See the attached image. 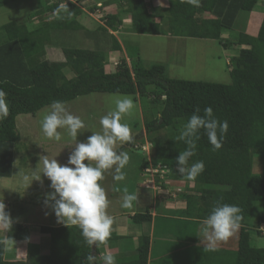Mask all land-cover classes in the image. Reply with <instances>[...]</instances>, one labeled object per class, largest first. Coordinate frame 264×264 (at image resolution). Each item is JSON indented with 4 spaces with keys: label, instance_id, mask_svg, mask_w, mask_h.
<instances>
[{
    "label": "trees",
    "instance_id": "16d2710c",
    "mask_svg": "<svg viewBox=\"0 0 264 264\" xmlns=\"http://www.w3.org/2000/svg\"><path fill=\"white\" fill-rule=\"evenodd\" d=\"M15 1L0 0V9ZM245 1L199 0L197 6L188 0H169V16L166 17L161 9L150 13L145 0H120L121 12L106 15L105 26L95 31L86 29L79 22L84 13L80 6L76 2H68L72 11L70 17L63 14L64 19L55 17L30 27L28 22L32 19L58 8V4L54 6L50 0L26 21L3 25L0 31L6 40L4 44L12 51V64L8 70L12 74L6 75L7 79L3 78L4 69L0 68V88L7 93L9 108L7 118L0 120V178L11 179L14 176L16 145L21 141L16 128L20 115L35 117L50 107L54 100L65 104L93 93L145 99L148 88L154 87L158 92L157 98H164V106H155L160 111L158 118L144 116V128L152 147V164L165 166L169 177L178 167L176 158L187 147L177 136L196 109L203 115V110L211 107L218 120L228 122L227 134L218 150H214L201 130L196 155L190 159L189 165L203 161L204 171L195 181H188L180 173L177 179L201 187L198 196L185 197L191 216L193 208L199 206V220L204 221L217 202L238 205L243 218L233 264H264V248L253 244L248 229L254 206L261 204L264 210V176L254 175L253 161L254 155H264V17L256 37L246 33V25L233 33L240 15L244 13ZM97 7L91 14L99 13L102 8ZM128 18L135 35L161 36L162 29L168 27L175 37L213 40L226 50L237 49L230 71L231 84L170 79L164 66L143 67L140 56L134 55L138 51L132 53L134 50L128 47L126 40L122 42L113 35L121 32L120 27ZM156 19L159 22H155ZM253 21L259 22V17H253ZM224 33H228L227 38L223 37ZM59 37L62 38L61 44ZM75 43L89 47L71 48ZM49 45L59 46L64 55L63 62H52L47 58ZM2 52L3 47H0L1 55ZM110 53H126L130 63L122 58L115 72H107L105 61ZM0 60L3 61V55ZM0 66L3 67L2 63ZM70 73L73 75L71 78L68 77ZM164 130L169 131L168 134L160 133ZM142 164L143 176L150 164L146 158ZM133 220L142 224L151 221V217L135 215ZM263 221L264 215L261 224ZM261 224L256 227L258 234ZM24 230L22 224L13 223L9 229V241L18 237L21 231L25 233ZM40 231L50 237L49 254L41 255L32 246L24 261H6V244L0 241V264H87L89 254L96 257L95 264H103L97 258L99 248L113 247L119 240L116 235H111L106 242L90 247L77 226L42 227ZM149 253L150 239L145 238L134 256L117 264H148ZM228 257L224 264L230 261Z\"/></svg>",
    "mask_w": 264,
    "mask_h": 264
},
{
    "label": "rangeland",
    "instance_id": "374dc122",
    "mask_svg": "<svg viewBox=\"0 0 264 264\" xmlns=\"http://www.w3.org/2000/svg\"><path fill=\"white\" fill-rule=\"evenodd\" d=\"M59 1L61 2L59 3ZM74 1L82 10H85L83 15L79 18V22L88 30H92L96 27V25H98L97 22L100 23L102 21H100L99 16L91 15V5H101L102 9L99 11L101 14L103 8L105 9V12H117L120 4V0H112L110 2L112 4H110V6L106 5L108 7L106 9L102 5V3L105 4L106 0ZM49 2L50 1L47 0H16L15 2H9L5 7L0 9V26L10 22H24L28 16L43 8L46 3L49 4ZM65 2L68 3L72 1L52 0L50 3H53L54 6L58 4L57 6L59 7ZM163 2H166V0H163ZM255 3L257 5L256 9L259 10L256 12L262 14V11H264V0H247L245 9L250 10ZM162 5L168 7L169 9L168 3H163ZM63 14L64 13H56V11L44 13L41 14V16L35 17L28 23L30 27L38 26V24L42 22L50 21L58 15ZM248 15L249 13L246 11L240 15L239 21L237 22L238 24L233 33L239 30L241 26L244 27V25H246ZM87 16L92 21L90 20V22L86 23L85 18ZM127 21L128 22H123L122 24L123 29L121 32L123 33L132 32L130 18H128ZM164 34V36L138 35L129 38L126 43L130 49L134 50L132 53L138 51V53L134 55L140 56L143 67H151L152 65L164 66L166 69V76L170 79L220 83L226 85L231 84V64L228 63H230V59L237 56V49H232L231 51L225 53L224 48L218 41L203 39H174L167 37L168 34ZM116 36L124 42L125 34L116 33ZM1 38L4 39V34L2 32L0 33V39ZM61 39V37L58 38L59 44L62 43ZM70 47H73V49H86L89 46L86 45L81 47L80 44L75 43ZM47 58L52 62L64 61V55L58 45H49L47 47ZM122 58H124L128 64L130 63V59L127 57L126 53H110L105 61L107 72H115V63L118 62L120 64ZM72 76L73 75L71 73L68 74L69 78ZM157 93L158 92L155 91L154 87H149L148 96L145 99L140 97L142 104L135 101L137 100V96H130L135 103V108L131 115H123L121 122L129 124L132 130L133 139L130 142L117 141L116 149L117 151L127 152L131 159L129 164L123 169L126 173L124 181H116L113 179L115 175L114 168L105 173V179L102 181V184L107 191L108 197L109 190L112 191V185L118 189L126 188L129 190L133 188V184L138 179V172L145 156H147V162L149 164L153 163L150 141L145 134L142 135V132H145V128L143 129L142 127V121L145 117L147 118L148 115H151L153 118L159 117L160 111L155 106H161V108H163L165 100L164 98L158 99L156 95ZM118 97L122 98L124 95L93 93L91 95L78 97L69 103H65V107L69 113L74 116H79L84 121L85 126L80 130V133H78L77 142L86 141L87 138L93 134L92 132H102L100 119L101 117L107 115L109 111L115 110V99ZM49 110L50 107L40 111L35 117L31 115H20L17 118L16 128L17 132L21 136V141L16 145V155L14 156V176L11 179L0 178V200L4 201L6 209L7 207L10 208L12 219L20 223L22 220L27 222L32 221V223H35V227H33L34 234L38 236L30 237L27 240L30 243V246L27 248L28 251L30 247L33 248L32 246H34V250H38V252H40L41 249L39 247H41L43 250H46L47 253L50 252V237L40 231L41 228L38 224H42L44 227H50L49 225H51V223H57L58 220L53 211L52 204L54 202L52 201L47 202L49 207L46 212H42L40 215H38L37 212L38 207L44 206L41 204L44 202L46 194L53 191L50 187L51 181L42 174L43 158L44 156H47L49 159L56 158L60 163L64 164L67 162L70 153L75 148V141L68 135L66 129H58L62 135V140L60 142H56L44 136L41 131L40 122L43 115ZM141 110H144V115H142L145 117L141 116ZM168 132L169 131L164 130L160 133L168 134ZM253 161L254 175L258 177L264 176V155H254ZM85 163H87V161H85ZM24 175H29V181L26 182L23 180ZM38 178L40 179L35 180ZM142 181V183H146L144 182V179H142ZM169 185L171 184L169 183ZM262 207L263 206L261 204H256L254 206L249 220V225L251 227L255 226L257 217L263 216L264 213ZM107 210H111L109 211L110 213H119V210L117 209V202H113ZM44 216H49L50 221H45ZM44 222L48 223L44 224ZM253 233L251 234L252 241L254 238L261 236V234L264 236V231H260L259 235L257 231H254ZM26 235L30 236L29 233ZM12 251L13 248L11 249V244H7L6 255L8 257H11L10 254ZM230 255V261L228 264H233L234 254ZM102 258L103 257L100 256L99 259L103 260Z\"/></svg>",
    "mask_w": 264,
    "mask_h": 264
},
{
    "label": "clouds",
    "instance_id": "9594fccd",
    "mask_svg": "<svg viewBox=\"0 0 264 264\" xmlns=\"http://www.w3.org/2000/svg\"><path fill=\"white\" fill-rule=\"evenodd\" d=\"M188 2L198 6L199 0ZM55 11L68 17L72 14L67 2L61 4ZM57 18L64 19L65 16L58 15ZM6 96L7 93L0 88V120L7 118L9 114ZM134 108L135 103L130 96L116 98L115 110L109 111L100 119L102 132H92L93 134L84 142H77L78 133L85 126L84 121L79 116L69 113L62 101L54 100L40 122L41 131L46 138L60 142L62 135L58 129H66L68 135L75 141V148L66 163L62 164L56 158L49 159L47 156L43 158L42 174L51 181L50 187L53 189L46 194L45 202H54L52 207L58 222L66 226L69 224L77 226L90 247L96 246L98 242H106L112 234L114 217L107 212L110 200L102 181L105 179V173L113 168L114 180L124 181L126 178L123 169L129 164L131 157L125 151H117L116 143L130 142L133 139L131 127L121 121L122 116L131 115ZM199 112V109L195 110L177 136L178 140L187 145L176 158L177 170L190 182L195 181L205 168L203 161L189 165L190 159L196 155L201 130L206 134L214 150H218L222 147V141L229 128L226 120L220 121L214 116L211 107H206L203 115ZM29 179V175L23 176L24 181L27 182ZM136 200V194L129 193L125 188L121 207L130 209ZM242 218V209L238 205L217 202V206L203 221V234L211 241L227 240L240 227ZM12 225L13 219L6 211L4 202L0 200V226L11 229ZM86 260L87 264H95L96 257L89 254ZM103 261L104 264H117L116 257L111 254L104 255Z\"/></svg>",
    "mask_w": 264,
    "mask_h": 264
},
{
    "label": "crops",
    "instance_id": "0c3cea01",
    "mask_svg": "<svg viewBox=\"0 0 264 264\" xmlns=\"http://www.w3.org/2000/svg\"><path fill=\"white\" fill-rule=\"evenodd\" d=\"M70 1L75 3L74 0H70ZM111 1L112 0H106L105 4L102 3V5L107 9L108 7L106 5L110 6V4H112L110 3ZM145 1L148 4L150 13L154 14L156 9H161L162 13L166 17L169 16L168 7L162 5L163 3L166 4L168 3L169 6V0H166V2H163V0H145ZM246 2L247 0L244 3L243 11L244 12L246 11L247 13H249V15H248V21L246 23L245 31L248 35L256 37L259 33V29L262 24L264 14L263 11L262 14L256 12L259 11L256 9L257 7L256 3L253 5V7L250 10H246L245 9ZM97 5L96 6L91 5L90 9L91 8L95 9ZM119 12H121L120 8L117 12H111V11L105 12V9L103 8L101 14L100 13L95 14L96 16H99L100 21L102 20L100 22L101 24L97 22L98 25H96V27L90 31H95L99 26H105L104 18L106 17V15L108 14L115 15L118 14ZM253 17H259V22H255V21L252 22ZM90 20L91 19L88 18V16L85 18L86 23L90 22ZM123 22L126 23L128 21L125 20ZM155 22H159V20L156 19ZM2 26H0V28ZM120 29L122 31L123 26H121ZM161 32H162V36H164L165 35L164 33H166L168 34L167 37H171L174 39H184V38L175 37L173 35V30L168 27L163 28ZM119 33L125 34V40L127 42L129 38L138 36L133 34L132 32L131 33L119 32ZM113 35L117 38L115 33H113ZM223 37L227 38L228 33H224ZM4 43L6 44L5 37L4 39L2 38L0 39V47H3V52H2L3 61L0 60V64L2 63L3 67L0 66V68L4 69L5 76L3 78H6V75L11 76L12 74L11 72H8L12 64V60H11L12 51L11 48L6 46ZM224 51L225 53H227L231 50L224 49ZM2 55L0 59H2ZM234 58L235 57H233V59ZM233 59H230L229 60L230 63H228L231 64L230 66L231 69L233 68L234 65L232 61ZM135 101L137 103L142 104L138 96H137V100ZM140 108L142 109L141 106ZM143 112L144 110H141V116L144 115ZM143 121H142V127L144 129ZM143 134H145V132H142V135ZM138 153H142V152H138ZM145 158L146 160H148L147 156H145ZM142 166L143 164L139 169L138 179L133 184V188L128 190L129 193L136 194L137 196V200L133 202L132 208L126 209L121 207L122 197L124 195V188L118 189L115 188L114 185H112L111 186L112 191L109 190V197H108V199L110 200L109 207L113 202H117V209L119 210L118 211L119 213H115V212L110 213L109 211L111 210H107L108 214L114 217V224L112 226L113 230L111 235L113 236L116 235V237H118L119 240L117 241V243L113 244V247L109 245L101 246L99 248V254L97 256L98 259L100 258V256L103 257L106 254H111L116 257L117 263H121L123 260H125V258L134 256L137 253L139 247L143 245L144 239L149 238L150 253H149L148 264H194V262H198L200 264H224L225 263L224 261L226 260L227 256L230 257V254H233L237 249L236 245L238 242V233L240 227L227 240L224 241L209 240L207 237L204 236L202 231L203 221L197 219V215L200 213L199 206L193 208V213H192L193 215L191 216L188 213V206L185 200V197H187L188 195L198 196L197 192H199L198 190H200L201 187L199 185L187 184L184 181L178 180L177 176L179 172L177 169H175L174 174L169 177L168 179L169 181L167 180L162 190L158 191L153 189H147L144 187V183H142L143 182ZM169 183L171 185H169ZM45 201L46 198L44 202L41 204L44 205L43 207L37 208L38 215H40L42 212H46L47 208L49 207L48 203H46ZM7 210L9 211V214L12 217V213L9 207H7ZM145 214L151 217V221L142 224L140 223L137 224L134 222L133 218L135 217V215H145ZM36 217L39 218L38 216ZM44 218L45 221H50L49 216H44ZM262 219L263 216L257 217L255 221L256 223L255 226L251 227L249 225L248 229L250 230L251 234L257 230L256 229V227L258 226L257 224H261ZM13 223L22 224L23 228L25 229L24 230L25 233L21 231L19 233V236L18 237L16 236V238L14 237L10 242L9 229H5L2 226H0V241L6 244V253H7V244H11V249L13 248V251L10 254L11 257H8L5 254L6 261H12V262L24 261L27 258L29 252L27 248L28 246H30V243L27 240L30 237L38 236L34 234L33 227H35L34 226L35 223H32V221L27 222L24 220H22L21 223L17 222L16 220H13ZM45 223L48 222H44V224ZM38 226L40 228H42V226L44 227V225L42 224H38ZM49 226L61 227L66 225L57 222L54 224L51 223V225ZM27 233H29L30 236L26 235ZM262 235L263 234L253 239V244H255L257 248H264V236ZM39 248L41 249L40 251L41 255L49 254L47 253L46 250H43L41 247ZM101 261L104 264V261L103 260Z\"/></svg>",
    "mask_w": 264,
    "mask_h": 264
},
{
    "label": "built area",
    "instance_id": "2783aa9c",
    "mask_svg": "<svg viewBox=\"0 0 264 264\" xmlns=\"http://www.w3.org/2000/svg\"><path fill=\"white\" fill-rule=\"evenodd\" d=\"M102 6L99 5L97 8H101ZM119 65L118 62L115 63V66L117 67ZM169 170L165 166L161 165H153L152 163L150 166L145 170L143 173V179H144V185L147 189H153V190H162L164 184L166 183V180L169 179ZM264 229V222L261 225V228L258 229V231H264L260 230ZM257 231V230H256Z\"/></svg>",
    "mask_w": 264,
    "mask_h": 264
}]
</instances>
